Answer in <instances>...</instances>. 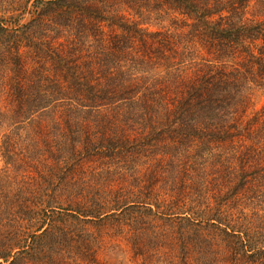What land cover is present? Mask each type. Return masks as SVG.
<instances>
[{
	"label": "trees",
	"instance_id": "obj_1",
	"mask_svg": "<svg viewBox=\"0 0 264 264\" xmlns=\"http://www.w3.org/2000/svg\"><path fill=\"white\" fill-rule=\"evenodd\" d=\"M181 2L220 58L262 41L264 80V20L247 23L229 0ZM0 9V99L11 74L0 106V264H99L103 243L129 252L127 264H264V115L241 114L256 74L206 60L184 81L182 66L199 62L180 39V62L164 74L150 57L122 59L143 30L82 0ZM111 20L130 36L105 39L99 23ZM91 159L107 162L86 173Z\"/></svg>",
	"mask_w": 264,
	"mask_h": 264
},
{
	"label": "rangeland",
	"instance_id": "obj_2",
	"mask_svg": "<svg viewBox=\"0 0 264 264\" xmlns=\"http://www.w3.org/2000/svg\"><path fill=\"white\" fill-rule=\"evenodd\" d=\"M1 1V0H0ZM87 2L90 7H94V9L104 13L105 15L113 16L119 22V17L123 19V24L131 25V22L137 23V25L143 30L135 37L132 38V43H130L129 49L124 50V53L120 54L121 58L127 60H135V59H145L150 57L152 61L159 66L157 69H161V73L164 74V71L168 66L173 67L178 64V48L182 51V47L180 43H177V40L184 41L190 46V49L194 51L196 61L199 64H183L177 66L178 68L182 66L181 70L179 71V77L182 78L184 81H191L196 77L198 74V69L202 63H205L206 60H211V62H215L217 64L227 63L229 64V69L237 68L241 71L245 70L248 74V77H253L258 72L256 66V58L260 57V47L263 45L262 41L255 40V41H246L244 47L240 48L237 45H233V48L230 49V53L226 47L224 51L226 56L224 58H220L222 54H218L219 57L216 55L215 47L207 46L202 42L192 31V23L193 20L184 13V11L179 10L181 7L182 9V2L181 0H82ZM181 5V6H179ZM229 6L231 10L234 8L239 14L242 15V18L247 23H255L264 20V0H229ZM30 7V4L29 6ZM78 11V9H76ZM229 10V11H231ZM0 9V16L4 13H1ZM8 14V11L5 13ZM222 15H227L226 12L222 13ZM29 18L28 15L24 17V21H27ZM218 17L216 16L214 19L216 20ZM116 21V23H118ZM114 23L112 20L111 22H103L99 23L102 31L105 32V39H110L112 35H127L125 37L130 36V32L128 30H122L117 24ZM133 25V24H132ZM127 29V28H125ZM130 30L131 27H130ZM147 33H153L151 35H147ZM155 33H160V35H156ZM124 34V35H122ZM132 37V34H131ZM51 40L57 41V39H53L50 37ZM58 41L63 42V48H69L70 43L66 42L64 38H61ZM108 46L111 45V41L106 40ZM173 45L170 51H165L164 44L169 42ZM123 44V43H122ZM163 49V56L157 52V50ZM235 48V49H234ZM173 49H176L174 52ZM160 52V50H159ZM21 53L24 60L29 64L28 69L31 70L33 67L36 68L38 64L35 63L34 55L32 52L28 51L27 47L21 46ZM166 55V56H165ZM122 58V59H123ZM187 61L189 58H187ZM185 60V58H184ZM116 62L117 59L114 58L112 62ZM186 63V61H181ZM117 63V62H116ZM113 65V64H112ZM116 65V64H114ZM117 66V65H116ZM46 67V66H45ZM34 68V69H35ZM176 69L171 68V70ZM4 71H7L5 68ZM33 72V70H32ZM97 72H99L97 70ZM101 72V71H100ZM99 72V73H100ZM251 73H254L251 76ZM4 74V72H3ZM178 75V73L176 74ZM10 72L7 71L6 76L4 78V82L2 83V99H0V106L3 108L6 106L8 100L10 99V90L7 86L8 81L10 80ZM104 77V76H102ZM256 82H248V89L246 93V99L244 104H242V115L245 119L251 118L255 114H263L264 115V85H260L259 81L264 83V80H259L260 74H256ZM250 79V78H248ZM7 83V84H6ZM41 131V129H39ZM44 130V129H42ZM96 130L95 127L91 128V133L95 134ZM1 134V133H0ZM1 136V135H0ZM42 135L38 134L36 136L37 142L41 143ZM49 136H52L51 132ZM244 144L250 145L251 140L243 141ZM151 155L147 154L144 159H148L147 162H151ZM50 161L46 165L47 160L42 159L39 162L38 167L44 171V165L46 168H50L49 165L53 163V159H49ZM107 161H98L94 162L93 159L86 160L84 163L85 172L89 173L90 170L93 168H97L99 166L106 165ZM2 162L0 160V168L2 167ZM33 173L36 175L37 170H32ZM38 176V174H37ZM113 187H118L120 178L113 177L110 181ZM22 184L18 185L21 187ZM108 186V185H107ZM15 187V186H14ZM187 191V190H186ZM110 243H103L102 247L99 248L97 253V259L99 264H120L121 262L124 264L130 263L131 255L129 252H121L118 251L115 246H109Z\"/></svg>",
	"mask_w": 264,
	"mask_h": 264
}]
</instances>
